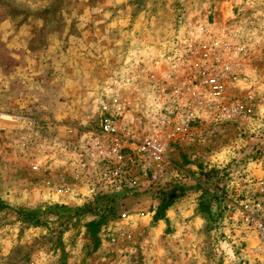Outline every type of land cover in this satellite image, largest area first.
Wrapping results in <instances>:
<instances>
[{"label":"rangeland","instance_id":"1","mask_svg":"<svg viewBox=\"0 0 264 264\" xmlns=\"http://www.w3.org/2000/svg\"><path fill=\"white\" fill-rule=\"evenodd\" d=\"M110 114L166 142L119 188ZM261 178L264 0H0V264H264Z\"/></svg>","mask_w":264,"mask_h":264},{"label":"built area","instance_id":"2","mask_svg":"<svg viewBox=\"0 0 264 264\" xmlns=\"http://www.w3.org/2000/svg\"><path fill=\"white\" fill-rule=\"evenodd\" d=\"M214 96L220 95L221 86L216 79L209 81ZM102 135L104 139L93 142L95 159L105 163L102 180L113 187L119 188L125 176V150L130 149L142 155L151 163L161 164L166 160L165 139H129L128 125L115 119L110 114L102 120ZM254 193L241 201L238 209V222L245 230L247 237L257 240L264 247V178L256 179Z\"/></svg>","mask_w":264,"mask_h":264},{"label":"trees","instance_id":"3","mask_svg":"<svg viewBox=\"0 0 264 264\" xmlns=\"http://www.w3.org/2000/svg\"><path fill=\"white\" fill-rule=\"evenodd\" d=\"M171 205V203H168L165 205V208H168Z\"/></svg>","mask_w":264,"mask_h":264}]
</instances>
